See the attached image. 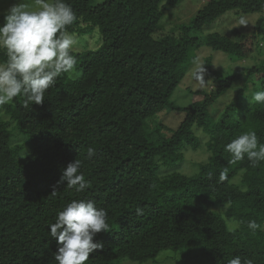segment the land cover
I'll return each mask as SVG.
<instances>
[{
    "label": "trees",
    "instance_id": "obj_1",
    "mask_svg": "<svg viewBox=\"0 0 264 264\" xmlns=\"http://www.w3.org/2000/svg\"><path fill=\"white\" fill-rule=\"evenodd\" d=\"M92 1L67 0L76 15L67 30L78 35L99 28L102 40L74 53L76 74L58 77L42 105L25 108L22 96L0 105L9 117H0V264H57L49 225L74 199L105 209L110 228L94 237L102 247L86 264L143 263L168 249L180 252L183 264H228L236 256L264 264V231L247 227L251 220L264 226V161L255 167L247 158L231 162L224 150L245 131L264 144V104L250 102L252 92L264 90V59L242 76L214 69L207 56L212 89H190L199 95L192 105L173 101L202 46L233 61L261 47L264 0H205L179 32H162L161 20L183 0ZM229 11L261 14L257 30L237 28L235 37L212 31ZM236 81L241 85L232 100L211 112ZM165 109L185 112L177 127L149 121ZM9 126L25 147L13 143ZM195 127L207 134L210 155L188 175L180 167L186 151L201 146ZM89 147L96 151L92 158ZM75 159L88 182L80 192L58 183ZM231 223H239L236 231H229Z\"/></svg>",
    "mask_w": 264,
    "mask_h": 264
},
{
    "label": "clouds",
    "instance_id": "obj_2",
    "mask_svg": "<svg viewBox=\"0 0 264 264\" xmlns=\"http://www.w3.org/2000/svg\"><path fill=\"white\" fill-rule=\"evenodd\" d=\"M75 20V12L67 0H35V7L17 3L5 11L4 22L0 23V51L5 56L0 60V105L18 96L24 97L25 108L30 104L42 105L45 92L55 85L58 77L76 74L74 53L79 39L67 30ZM205 72L204 65L195 68L194 78L201 85L206 81ZM244 94L249 96L247 91ZM250 102L264 104V90L252 92ZM224 150L231 154V162L247 158L255 167L264 161V144L258 142L255 131H245L227 143ZM95 154V149L89 147L88 158ZM81 163L79 159L69 162L58 183L66 182L67 188L78 192L86 189L88 182L80 171ZM229 207L227 203L224 205L225 210ZM142 211L137 207L138 215ZM238 227L239 223L228 226L229 231ZM247 227L253 232L264 231V226L255 220L248 221ZM49 230L57 242L54 253L57 264H86L90 254L102 247L94 237L110 228L105 209L98 208L91 200L74 199L57 213ZM228 264H253V261H242L236 256Z\"/></svg>",
    "mask_w": 264,
    "mask_h": 264
},
{
    "label": "rangeland",
    "instance_id": "obj_3",
    "mask_svg": "<svg viewBox=\"0 0 264 264\" xmlns=\"http://www.w3.org/2000/svg\"><path fill=\"white\" fill-rule=\"evenodd\" d=\"M103 0H93L92 4L102 2ZM17 3H26L30 7H35V0H0V13L5 14V11L10 8L13 4ZM205 4V0H183L181 3L174 7H167L165 15L161 20L162 32H179L181 29V24L190 22L192 17L198 12L200 8ZM4 16V15H3ZM262 15L259 13L244 15L238 14L235 11H229L223 16H221L216 22H214L210 27L212 31H220L226 35L235 37V30L237 28L241 29L245 33H253L256 31L257 21ZM4 22V17L0 23ZM264 30V28H263ZM79 39V46L76 51L85 50V49H96L102 43L101 32L99 28H91L86 33L83 34H72ZM261 38V37H260ZM259 48L248 58L244 60L233 61L230 56L223 52L214 50L210 46H202L199 50L196 51V58L190 69L183 79V81L176 88L173 101L180 106L192 105L199 100V95L190 92V89H206L211 90L214 82L208 77V74L204 73L205 83L201 85L195 78L194 72L195 68L203 65L204 59L207 56L213 57V68L223 71L225 74H234L240 73L242 76H245L248 70L260 63L264 59V42H260ZM198 60V64L195 63ZM216 64V65H214ZM218 65V66H217ZM243 81V78L241 79ZM241 83L236 81L233 86L228 89L226 93L220 96L213 103L211 112H220L225 108V106L232 100V98L237 93ZM0 117L8 119L9 117L5 114L4 110L0 108ZM185 112L182 111H164L157 114L153 120L154 123H160L163 121L165 125L169 128L177 127L180 122L184 119ZM10 127V126H9ZM10 130L13 132V143H20L26 146L24 138L19 132L18 129L10 127ZM194 132L201 138V146L196 149L187 150L185 153V159L181 164V171L193 175L199 171L200 162L208 160L210 152L207 148L208 136L202 128L195 127ZM199 163V164H198ZM168 168H162L161 171L165 174ZM243 173V171H241ZM235 180L236 183H240L242 176ZM221 210H225L222 208ZM232 224V223H231ZM114 264H183L180 260V252L175 250L168 249L162 250L156 259H151L143 263H139L131 260H121L118 263Z\"/></svg>",
    "mask_w": 264,
    "mask_h": 264
}]
</instances>
